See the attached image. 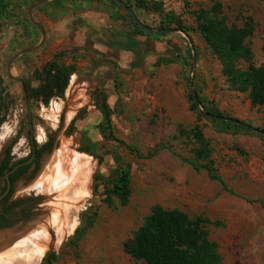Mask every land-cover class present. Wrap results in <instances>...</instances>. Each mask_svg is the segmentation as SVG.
<instances>
[{
  "label": "rangeland",
  "instance_id": "374dc122",
  "mask_svg": "<svg viewBox=\"0 0 264 264\" xmlns=\"http://www.w3.org/2000/svg\"><path fill=\"white\" fill-rule=\"evenodd\" d=\"M37 1L0 0V103L4 101L7 106L1 129L7 123L14 128V135L0 149V160L10 146H13L16 159L23 158L31 149L22 88L19 82L8 77L7 66L17 53L42 40L41 32L28 15L29 7ZM126 1L140 22L154 29H161L163 22L167 23L162 22L167 14L175 16L183 26L196 29L193 12L210 10L220 3L222 17L229 27H243L249 19L253 22V35L247 39L252 59L241 61L238 67L247 69L249 65H264V0ZM92 2V8L118 14L124 19L125 26L137 32L125 10L108 0ZM47 3L49 6L44 3L42 10L37 8L33 12L45 32L53 28L54 22L62 23L63 18L69 16L73 18L72 12L65 13L62 6L73 8L84 4L69 0ZM167 28L176 29L177 25L173 23ZM51 31L40 49L14 62L11 72L23 78L31 89L39 86L38 74L52 60L75 64L77 70L72 75L83 69H92L98 74L88 104L74 116V119L78 115L81 118L69 130L73 119L62 135L74 140V147L79 152L94 157L97 170L92 185L93 199L77 227L82 235L79 245L70 244L75 232L63 246L47 252L42 264H50L45 261L50 254L57 258L53 264H144L127 255L123 244L157 205L183 211L190 217L205 216L222 222L221 227H209V237L219 246L222 264H264V134L251 130L220 131L212 121L199 118V108L192 109L189 99L193 51L187 37L181 32L146 35L155 42L158 53L168 46L171 53L178 55H170L162 65L155 63V57H149L145 67L137 68L131 63L132 56L126 53L118 64H114L112 58L117 55L112 53L107 58L103 55L106 52L103 46L91 51L85 48L77 56H65L70 48L59 45L65 34ZM189 35L197 53L193 86L203 102L201 109L220 112L227 118L264 130V109L251 105L247 88L239 91L231 85L223 75L220 60L199 32L191 31ZM94 50L101 52L97 55ZM66 92L67 88L63 97L53 96L48 104L42 100H29L36 138L38 130L45 128L48 140L54 145L64 115L59 117L58 126L52 130L47 126L43 111L50 109L53 102H66ZM99 94L101 101L97 99ZM103 98L112 110L110 125L99 111ZM197 125L210 144L218 173L233 193L223 191L205 171L197 172L182 160L194 158L197 143L190 132ZM115 138L139 150L143 157L132 153ZM23 139L22 155L16 154L15 148ZM122 168H128L132 173V196L127 205H121L116 199L114 207L110 208L102 199ZM88 218L93 221L91 226L87 223Z\"/></svg>",
  "mask_w": 264,
  "mask_h": 264
},
{
  "label": "trees",
  "instance_id": "16d2710c",
  "mask_svg": "<svg viewBox=\"0 0 264 264\" xmlns=\"http://www.w3.org/2000/svg\"><path fill=\"white\" fill-rule=\"evenodd\" d=\"M120 9L119 5L113 3ZM131 6V5H130ZM196 18L197 28H188L183 26L175 16L167 14L163 19L167 23L161 29L167 28L170 24L175 23L176 29L183 30L187 34L191 31H197L203 38L204 42L211 49L214 55L220 60L223 68V75L228 79L232 86L239 91L246 88L249 92V99L253 107H262L264 109V65L256 67L249 65L247 69H240L238 63L241 61L249 62L252 59V52L247 45V39L253 35V22L251 19L245 22L243 27H229L226 19L222 17V5L216 3L210 10L201 9L193 12ZM127 17L135 26L137 33L140 35H151L143 29L139 28L129 15ZM162 23V25H163ZM77 70L75 64L67 65L59 63L57 60L48 62L38 74L40 84L37 88H29L25 83L28 98L35 101L42 100L48 104L53 96L63 97L65 90L69 84L71 75ZM98 101H101L102 96H97ZM191 107L197 110V106L191 96ZM104 100V98H103ZM200 103L203 104L201 98ZM99 103V102H98ZM2 107L7 112V106L2 101ZM1 111V109H0ZM99 111L103 115L105 121L110 125V118L112 110L107 106L105 100L100 105ZM206 112L225 117L220 112H212L206 109ZM200 119H208L212 121L220 131H246L250 132L237 124L217 121L206 118L202 114H198ZM81 117L78 115L69 130L73 129L76 120ZM4 121L0 119V125ZM259 129V128H258ZM261 131H264L260 129ZM197 143V148L194 151V158H182V160L189 164L195 171H205L212 181L218 182L223 191L233 193L227 185L224 178L218 173L214 161L211 156V148L208 140L204 137L202 129L197 125L192 128L190 132ZM113 137V136H112ZM116 141L125 145L128 150L135 153L142 158V154L136 148L125 144L124 141L115 138ZM53 148V143L50 141L41 149L37 150L38 160L46 152H50ZM86 151H88L86 149ZM158 150H156L157 152ZM11 149L7 150V157L0 169V178L5 182V175L16 164L10 166L11 163ZM32 157V153L29 158ZM28 158V159H29ZM39 166H37L36 171ZM28 166L22 169L27 170ZM11 183H13V176H10ZM6 186L3 187L4 192ZM13 192L11 189L8 198ZM132 196V173L128 168H122L120 175L114 180L112 185L107 188L106 194L102 199L108 207H114L117 199L121 205H127ZM20 205V202L15 203V207ZM9 222L6 226L12 225ZM89 226L93 224L90 218L87 219ZM221 227L223 223L220 221H212L205 216L190 217L187 213L174 209L168 210L161 206H154L151 213L145 219V222L134 232L133 236L124 242V252L133 258L135 261L143 262L144 264H222V255L219 246L216 242L210 239L209 227ZM80 229L76 230V235L71 240L74 246L79 245L81 240ZM56 256L48 255L45 261H56Z\"/></svg>",
  "mask_w": 264,
  "mask_h": 264
},
{
  "label": "water",
  "instance_id": "95a60500",
  "mask_svg": "<svg viewBox=\"0 0 264 264\" xmlns=\"http://www.w3.org/2000/svg\"><path fill=\"white\" fill-rule=\"evenodd\" d=\"M48 1L50 0H39L28 9L31 22L41 32V42L17 53L7 66L8 77L19 82L22 88L33 155L27 161L16 164L6 173V189L0 193V202L10 193V176L20 167L30 164L36 157L37 146H42L44 143H40L38 138L34 136L33 117L25 81L21 77L14 76L11 71L12 65L20 57L31 51H36L44 45L47 34L35 20L33 12ZM108 1L119 5L139 28L148 33L169 35L181 32L187 37L193 51L189 71L190 92L203 116L217 121L231 122L248 130L264 134V131L244 122L212 115L201 109L200 100L193 86L197 53L189 34L179 29L151 28L140 22L133 9L123 0ZM97 79L98 74L92 69H83L73 75L67 87L62 125L51 152L40 160L37 171L35 170L32 175L16 184L13 197L17 202H20L21 206L19 205L18 209L13 210L18 218L9 226L11 228L0 230V264H40L43 255L61 245L63 246L75 234L79 226L80 215L91 194L93 178L97 170V160L92 156L80 155L70 150L62 135L74 116L90 99L96 88ZM3 186L4 181L2 180L0 181V189ZM21 215L24 218H21Z\"/></svg>",
  "mask_w": 264,
  "mask_h": 264
},
{
  "label": "flooded vegetation",
  "instance_id": "af4514ba",
  "mask_svg": "<svg viewBox=\"0 0 264 264\" xmlns=\"http://www.w3.org/2000/svg\"><path fill=\"white\" fill-rule=\"evenodd\" d=\"M122 33H121V35H117V36L114 35L113 39H111V37H107L106 34L103 35L104 37H100V39L95 38L101 45H103L106 48V50L108 52L113 53L115 51L117 53V56H116L117 59L115 60L112 58L114 61V64H118V60H121L123 58L124 53L130 54L132 56V60H131L132 62L131 63L134 66H136L137 68L138 67H140V68L145 67L147 58H149V57H155V63L162 65L163 62L165 61V59L168 58L170 55L171 56L173 55L174 57H176L178 55V53H171L168 46H166V48H165L166 50H163L162 52L158 53L157 49H155V47L157 45L155 44V42L153 40H149L146 38L142 39V37H144L145 35H140L139 33H136L134 38H129V37H126V35L123 31H122ZM150 34H153V33H150ZM136 62H139V65H137V64L135 65ZM150 67H152V66H150ZM154 67H156V66H154ZM119 73L120 72H118L117 75ZM117 75H114V77H116ZM100 77L101 76H99L100 80L103 79ZM0 109H1L0 119L3 118L5 120V116H3V115L6 112H5V108L2 107V102L0 103ZM3 122L0 125V132H1V126H2ZM49 142H50L49 140H46L42 146H37V150L41 149L44 145H46ZM9 148L11 149L10 166L24 162V161H27L30 154L32 153V155H33L32 147H31L29 152L23 158L16 159L13 157V154H14L13 146H10ZM9 148H7L2 155V158L0 160V169L2 168V165H3V163L7 157V150ZM37 150H36V157L34 158V160L30 164H28L29 168L27 170L22 169L19 172L15 171L11 175V176H13V183H11V189L13 188V192L8 198H6V197L9 194L0 202V230H6V229L11 228L9 226H6V224H8L9 222H14L18 218L16 213L13 212V210H16L19 208V205L17 206L18 208L15 207V203L17 202V200L14 199L13 193H14L16 184L19 181H23L27 177L32 175L34 173V171L36 170L37 166H39L40 160H41L43 155L38 160H36ZM28 165H25V166H28ZM25 166H22L19 169H21ZM0 181H2L1 178H0ZM5 186H6V181L4 182L3 187H5ZM3 187L0 189V193L2 192ZM23 215H24V213H23ZM23 215H21V218H24V217H22Z\"/></svg>",
  "mask_w": 264,
  "mask_h": 264
},
{
  "label": "crops",
  "instance_id": "0c3cea01",
  "mask_svg": "<svg viewBox=\"0 0 264 264\" xmlns=\"http://www.w3.org/2000/svg\"><path fill=\"white\" fill-rule=\"evenodd\" d=\"M69 1H79V3L83 2L84 4L73 8H67V7L64 8L62 6V10L65 13L70 14L69 12H72L73 18L71 17L72 18L71 19L70 16L65 17L63 18L64 20H62V23L56 21L53 23V28L51 29V30H55L56 32L65 34L63 39H61L59 42V45L64 44L66 47L70 48L69 51L65 52V56L67 55L77 56L78 52L81 53V51L85 48L91 51L94 48L96 49L97 46H103L96 39L97 38L100 39V37H104L103 36L104 34H106L107 37H111V39H113L114 35L116 36L121 35L122 31L125 33L126 37L129 38H134L135 34L137 33L136 31L125 26L123 22L124 19L121 18L118 14L114 15L112 12L109 11H102L100 9H96L95 7L92 8L91 3H94L92 2L93 0H69ZM123 1L128 6H130L129 5L130 3L128 4V1L126 0ZM46 3L44 4V6L46 7L49 6V4ZM37 8H40L41 10L43 9L41 5ZM51 30L46 29V34L51 36L52 34ZM145 38L148 39L146 35ZM77 47L79 49H75ZM94 51L97 52V55L99 54L98 51L101 52L100 50H94ZM114 53L115 52H113V55L116 56L117 54ZM111 54L112 53L108 52L107 50L106 52H103V55H106L107 58H110ZM113 59L116 60L117 58H113ZM72 77L73 75H71L70 81Z\"/></svg>",
  "mask_w": 264,
  "mask_h": 264
},
{
  "label": "bare ground",
  "instance_id": "6f19581e",
  "mask_svg": "<svg viewBox=\"0 0 264 264\" xmlns=\"http://www.w3.org/2000/svg\"><path fill=\"white\" fill-rule=\"evenodd\" d=\"M89 100L87 101L86 104H88ZM85 104V105H86ZM64 110H65V102H53L52 103V106L50 109H47V110H44L43 111V116H44V119L46 120L47 122V126L50 128V129H56V127L58 126L59 124V117L64 115ZM59 119V120H58ZM74 119V118H73ZM72 119V120H73ZM16 130V129H15ZM14 135V128L12 127L11 123H7L5 124L2 129H1V134H0V149L12 138V136ZM64 141L66 142V144L68 145V147L70 148V150H72L73 152L77 153V154H80V155H86V156H89L85 153H81L79 152L75 147V141L74 140H71V139H67L65 138L64 136H62ZM38 140L40 141V143H43L45 142L46 140H48V132L45 128L43 129H39L38 130ZM24 143H25V139H23L15 148V153L16 154H19V155H22L21 153V150L23 149V146H24ZM49 154V153H48ZM48 154H46L44 157H46ZM94 181V179H93ZM93 185V183H92ZM93 199V190H91V194L89 196V199L87 201V204L84 208V210L82 211V213L87 209V206L91 203ZM81 213V215H82ZM81 215H80V218H79V222H78V225L80 223V220H81ZM77 225V226H78ZM74 233V232H73ZM62 246V245H61ZM60 246V247H61ZM58 247V248H60ZM56 248V249H58ZM53 251V250H52ZM47 254V253H46ZM45 254V255H46ZM45 255H43V257L41 258V261H40V264H42V261H43V258L45 257Z\"/></svg>",
  "mask_w": 264,
  "mask_h": 264
}]
</instances>
